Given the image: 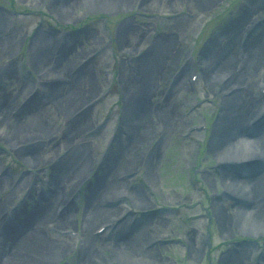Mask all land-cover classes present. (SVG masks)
<instances>
[{
  "label": "rangeland",
  "instance_id": "obj_1",
  "mask_svg": "<svg viewBox=\"0 0 264 264\" xmlns=\"http://www.w3.org/2000/svg\"><path fill=\"white\" fill-rule=\"evenodd\" d=\"M56 3L0 0V47L15 40V47L0 56V220L6 222L15 216V222L22 221L49 202L58 216L70 206V221L56 223L47 217L35 226L41 232L37 237L41 245L67 243L48 264H150L146 259L135 261L126 255V260L118 258L111 246L122 226L107 231L105 236L97 233L100 227L126 215L127 210H149L150 220L155 222L149 237L136 238L144 230L141 227L124 235L122 241L132 243L141 254L156 255L160 264H224V258L232 255L236 264H264V218L250 220L252 195L244 198L226 186L238 183L248 187V180L264 175V160L255 151L244 162L218 157L231 142L223 128L229 120L223 112L225 97L233 96L238 110L248 109L239 128L249 131L264 119V59L260 57L254 64L245 59L250 50L257 53V59L264 55V0H88L86 6L76 8L67 18L55 10ZM123 33L127 42L124 45L120 41ZM39 35L46 39L49 57H59L66 49L75 48L72 63L59 76L62 92L58 95L50 91L30 62L29 49ZM155 41L167 45L156 62L157 74L148 101L151 99L154 108L161 111L145 109L142 118L152 128L147 137L141 135L145 141L140 144L137 162L131 169L117 168L113 175L130 185L149 208L134 206L128 195L119 196L116 206L106 197L98 198L95 206L118 212L92 224L90 230L100 241L93 245L88 262H82L85 205L91 186L118 152L121 140L130 139L124 118L122 74L130 73L132 82L139 84L142 74H138V56L152 53ZM210 47L223 53L218 54L216 63L226 68L213 84L208 83L202 63L203 57L211 60ZM231 57L247 71L243 77H235L232 89L221 90L220 81L233 74L225 63ZM190 59L197 61L193 64ZM2 66H10L9 79L4 77ZM181 69L185 76L178 87ZM90 82L92 86L76 106L65 111L68 104L63 102L64 106L58 108L61 98ZM27 99L33 100L32 104L21 111ZM159 114L165 128L161 136L153 132ZM42 123L48 127L36 130ZM16 127L26 131L13 137ZM262 132L258 135L249 131L245 136L256 140L264 136V128ZM72 142L84 146L88 164L77 178L74 174L59 178L60 195L54 200L49 176L69 160ZM156 143L160 144L152 153ZM33 150L39 154L35 158L38 165L22 154ZM144 153L154 156L150 167L159 182L156 188L151 186L149 172L141 161ZM259 195L264 199V186ZM157 208L161 209L154 210ZM130 218L129 214L125 217V225ZM190 248L198 249L196 256L190 254ZM22 253L17 254L21 261L34 255L32 250Z\"/></svg>",
  "mask_w": 264,
  "mask_h": 264
},
{
  "label": "bare ground",
  "instance_id": "obj_2",
  "mask_svg": "<svg viewBox=\"0 0 264 264\" xmlns=\"http://www.w3.org/2000/svg\"><path fill=\"white\" fill-rule=\"evenodd\" d=\"M88 0H57V3L55 5V10L58 11V14L61 17H71L73 14V10H75L78 7L84 6L85 2ZM124 2H127V0H123ZM189 1H197V0H189ZM86 6V5H85ZM125 35L124 33L120 35V41L123 43L122 45L126 44L124 43ZM34 44L32 47L30 46V62L32 63V66L37 69L40 72L41 80H44V82L47 84V86L50 88V91L53 92V94H60L62 92L61 86L59 85L60 80L58 82L59 76L63 74L68 66L72 63L70 62L73 58V51H75V48L72 50L71 48L66 49L65 52H62L59 57H49L46 50V39L42 35H39L34 39ZM14 39L6 41L1 47H0V56L4 55L9 50L13 49L15 47ZM167 43V42H166ZM164 43H161V41H155V44L151 46V51L148 56H138L140 57L139 62L141 61L140 67L138 68V74H142V78L139 81V84H136L132 82L130 77V73H127L125 70V74H122L121 82L123 84V88L125 90L126 98H125V111H124V118L127 121L128 124V133L130 134V139L125 141L121 140L118 148V152L115 153V156L112 158V161L109 162L106 166V168L102 171V173L98 176V179L94 184L91 186V193L90 197L86 201L85 205V215H84V222H83V234H84V241H83V250L81 252L82 262H88L89 256L92 252V247L95 243L100 241L99 236H95L92 234L90 227L95 222L102 221L106 218L112 217V215L116 214L118 212V209H113L111 207H102V206H95V202L100 197H106L105 199L108 201V203L113 204L115 200L122 195H128L132 198V201L135 203L134 206L146 210L149 208L148 204L144 201H141L139 198V195L136 194L132 188L126 186L122 181L118 179H114V171L117 168L120 167H128L129 169L132 168V166L137 162L139 152L140 144H142L144 141L141 139V135H146L148 132H151L152 125L146 123L142 115L147 107L150 108V111L160 112L159 108H154V104L152 103L151 99L148 101L150 91L154 87V79L157 74V68L158 63L163 57L164 49H165ZM133 48V47H131ZM212 48V50H211ZM135 49V48H133ZM210 50L212 51L213 55L211 54V60L206 61L205 59H208L207 57H203L202 63L205 64L206 68V76L207 81L209 84H213L214 79L218 77L226 68L224 65H217L216 63V57L218 56L219 51L216 50L213 47H210ZM226 53V52H225ZM223 54V53H222ZM221 54V55H222ZM249 56H246L245 58L247 61H249L251 64H254L256 61H258L261 58L264 59V55H259L257 59V53H253L251 50L249 52ZM153 55V56H152ZM161 55V56H160ZM248 55V54H247ZM256 57H252L255 56ZM255 58V59H253ZM233 60V61H232ZM227 69H230L232 71V76L229 79H223V81H220V88L221 90H229L232 89L231 84L235 81V77H243L244 71L242 70L243 67L241 64H239L234 57H231L228 61L225 62ZM244 64V63H242ZM234 67V68H233ZM159 70V69H158ZM180 74H178V80H181L178 82V87H180V84H183V78H184V70L181 69ZM2 71L4 74V77L7 79L11 76V70L10 66H2ZM123 71V73H124ZM162 74V73H161ZM93 82H90V84H86L85 87L82 90H78L76 93L72 92L71 96L68 95L66 98H61L60 102L58 103L59 106H64L63 102L65 104L67 103L68 106L65 111L70 110L72 106H76L83 98L82 96L86 93L87 88L92 86ZM215 84V83H214ZM28 85H24L23 88H27ZM229 88V89H228ZM92 89V88H91ZM19 93L21 92V89L18 90ZM70 91V90H69ZM68 91V92H69ZM11 97H15L12 96ZM14 100V98H12ZM31 99H27L22 108L21 111L26 109L30 104H32ZM235 108V103L233 101V96H227L224 98V107L223 112H226V117L228 120L227 124H223V128L230 134L231 136V142L230 145H228L226 148L222 149L218 157L222 159L223 161L227 162H241L248 160V155L252 152H258V156L261 160H264V136L262 129L264 128V119L259 122L255 126H251L250 132L257 133L258 135L262 133L261 136H259L256 140L248 139L245 135L249 131H245L241 128H239L240 121L242 116H245L248 112V109L245 107L243 110L241 109H233ZM61 109V108H60ZM232 109V110H231ZM245 109V110H244ZM249 114V113H248ZM157 115V114H156ZM161 114H159L157 120L155 121V131L158 132V135H162V131L165 132V128L163 127V123L161 121ZM155 120V119H154ZM223 123H226L225 120ZM44 124V126L41 127V125ZM38 124V128L36 130H44L48 126L45 123ZM244 124V123H243ZM2 124H0L1 126ZM141 126V128H140ZM19 127V126H18ZM14 128L13 134L11 136L17 137L19 134H22V132H25V128ZM150 130V131H149ZM140 131V132H139ZM256 131V132H255ZM133 136L134 139L133 140ZM20 138V137H19ZM36 140V139H35ZM69 141L72 140V137L68 138ZM138 140V141H137ZM161 141V138L159 142ZM31 142V141H30ZM74 144V142H72ZM160 143H156L154 148L150 150L152 153L155 151V148L157 149L158 145ZM142 146V145H141ZM84 146L82 145H73V148L67 153V155L70 154L69 160L66 161L63 164V167L61 169L53 170V172L49 176L50 182L53 184L54 190H55V197L54 200H57V197L60 195V187H59V178L66 177L67 175H75L77 178L83 169H85L86 164H88V155L87 151L83 149ZM85 151V152H84ZM157 151V150H156ZM219 151V150H217ZM151 153V154H152ZM23 156L30 160L31 163L38 165V159H35L38 157L37 150H33L30 152H24L22 153ZM146 155L143 154L142 162L144 163L145 170L149 172V180L151 183V186L156 188L158 185V181L156 176H154L153 172H151V157H154L153 155ZM157 152H155V155ZM66 155V157H67ZM151 159V160H150ZM66 160V159H65ZM64 160V161H65ZM34 161V162H33ZM37 161V162H35ZM61 160H59V163ZM58 163V162H57ZM56 163V164H57ZM55 164V165H56ZM149 166V167H148ZM151 166V167H150ZM243 167H248L245 163L241 164ZM153 168V167H152ZM149 169V170H148ZM145 171V175L147 176V173ZM145 176V177H146ZM142 185H144L142 183ZM226 186H228L230 189H232L234 192L238 193L244 198H248L249 195H252L253 201H252V209L253 212H249L251 216H248L250 220L254 222H258V220L264 218V199H261V195L259 193L261 192L262 186H264V175H262L260 178H256L253 180H248L247 186L243 187L238 183H227ZM137 187V186H136ZM256 197V198H254ZM262 200V201H260ZM105 201V202H107ZM144 204V205H143ZM73 206V202H72ZM251 206V205H250ZM67 212V213H66ZM150 211L147 210L146 212L141 214V218L137 220L138 225L134 228L130 227L129 224H126L125 221H121V223H117L116 228L119 227L118 234L116 236L117 240L113 241L112 243V249L116 251L118 254V258L122 260H126V256H130L135 261H141L146 259L150 264H160V258H158L156 255H151L149 252H143L142 254L139 253L137 250V247H135L132 243H125L122 241V238L124 235L127 236V234L131 233L133 230H136L137 228L144 227V230L141 231L136 238L139 239H145L146 236L149 235V233L152 231L153 222L150 220ZM71 214L70 206H68V209L63 212L60 216H58L57 213L52 212V204L49 202L48 204H44L41 208L35 209L31 213H29L22 221L15 222V216H12L10 219L6 222H3L4 220H0V227L3 228L4 232L0 234V264H48L51 263L53 259H55L63 249L67 247V243L56 245H41L38 242L37 237H41L40 231L36 229V225H38V221L40 219H45L47 217H50L52 220L57 221L56 223H62L70 221L69 217ZM154 220V219H153ZM125 222V224H124ZM109 223V222H108ZM136 223V222H135ZM226 223V222H225ZM134 225V224H133ZM149 237V236H148ZM134 240V239H133ZM108 244V243H107ZM133 245V247L131 246ZM154 246V245H153ZM152 246V247H153ZM153 248L150 249V251ZM197 249V248H196ZM34 253V255H29L28 260H22L18 259L19 256H17L18 253L23 252L24 254L28 251H31ZM198 250V249H197ZM197 250L190 248V254L192 256L197 255ZM22 253V254H23ZM20 255V254H18ZM21 256V255H20ZM225 259L224 264H236L235 259L236 257L228 256Z\"/></svg>",
  "mask_w": 264,
  "mask_h": 264
}]
</instances>
